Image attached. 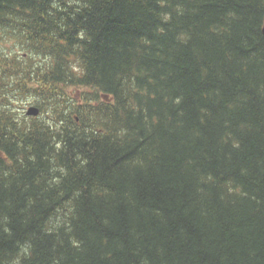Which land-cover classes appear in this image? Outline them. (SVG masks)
Masks as SVG:
<instances>
[{
	"label": "trees",
	"instance_id": "obj_1",
	"mask_svg": "<svg viewBox=\"0 0 264 264\" xmlns=\"http://www.w3.org/2000/svg\"><path fill=\"white\" fill-rule=\"evenodd\" d=\"M263 26L264 0H0L44 59L0 54V264H264ZM31 75L52 123L13 112Z\"/></svg>",
	"mask_w": 264,
	"mask_h": 264
},
{
	"label": "rangeland",
	"instance_id": "obj_2",
	"mask_svg": "<svg viewBox=\"0 0 264 264\" xmlns=\"http://www.w3.org/2000/svg\"><path fill=\"white\" fill-rule=\"evenodd\" d=\"M25 43H23L22 41H19L15 38H6V37H2L0 36V54L1 57H8L10 58L9 63H11L14 67L11 69H16L18 68V72L20 71V69L26 67L27 65H30L28 63H30V60L32 61L31 66H33L32 68H37V66L42 67L43 63H44V59L42 57H37V56H33L31 55V53H29V51L27 50V48L25 47ZM30 58V60L28 59ZM15 64V65H14ZM2 66V62H0V68ZM35 77H33V75H31L30 78L25 79L22 83L26 85V87L29 89L28 93L25 91L24 88H19V81H18V77L14 78V87H15V91L12 92V94H16V96H14L11 101H13V106L14 108L11 106V108H13L15 111H13L14 113H17L19 115L24 116L25 118H27L29 121H37V122H47V123H52L53 121L50 120V115L53 117V115L51 114V110L50 107L47 109H43L42 113L40 112L36 117H28L25 115V111L30 107V106H36V102H38V99L33 97L31 94L32 91L30 90L31 87L36 83L35 82ZM5 83V81H3V84ZM13 87V88H14ZM83 89H74V88H70L68 87L67 90H64V92L62 93L63 96L58 97V99H64L66 104H71L72 102H69L70 99H72L74 102L75 101H80V96L82 94ZM88 92L90 93L91 90H88ZM71 100V101H72ZM19 107V110L18 108ZM38 108V110L40 111V108L38 106H36ZM66 109L72 110V107H68L65 106ZM47 110V112H45ZM74 111L72 112V116L74 117H80V115L77 113V111H75L76 109H73Z\"/></svg>",
	"mask_w": 264,
	"mask_h": 264
},
{
	"label": "water",
	"instance_id": "obj_3",
	"mask_svg": "<svg viewBox=\"0 0 264 264\" xmlns=\"http://www.w3.org/2000/svg\"><path fill=\"white\" fill-rule=\"evenodd\" d=\"M262 33L264 35V26L262 28ZM25 113L27 116H37L39 114V110L37 107L30 106Z\"/></svg>",
	"mask_w": 264,
	"mask_h": 264
},
{
	"label": "bare ground",
	"instance_id": "obj_4",
	"mask_svg": "<svg viewBox=\"0 0 264 264\" xmlns=\"http://www.w3.org/2000/svg\"><path fill=\"white\" fill-rule=\"evenodd\" d=\"M263 28V27H262Z\"/></svg>",
	"mask_w": 264,
	"mask_h": 264
}]
</instances>
